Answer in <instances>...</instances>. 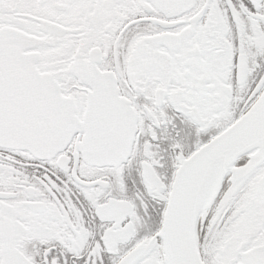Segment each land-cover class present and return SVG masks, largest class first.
Segmentation results:
<instances>
[{
	"label": "snow or ice",
	"instance_id": "snow-or-ice-1",
	"mask_svg": "<svg viewBox=\"0 0 264 264\" xmlns=\"http://www.w3.org/2000/svg\"><path fill=\"white\" fill-rule=\"evenodd\" d=\"M0 264H264V0H0Z\"/></svg>",
	"mask_w": 264,
	"mask_h": 264
}]
</instances>
